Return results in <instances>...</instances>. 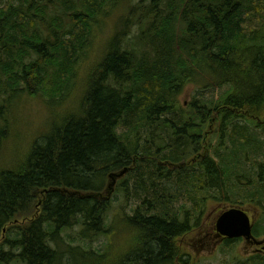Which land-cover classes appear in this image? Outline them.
I'll list each match as a JSON object with an SVG mask.
<instances>
[{
  "label": "trees",
  "instance_id": "trees-1",
  "mask_svg": "<svg viewBox=\"0 0 264 264\" xmlns=\"http://www.w3.org/2000/svg\"><path fill=\"white\" fill-rule=\"evenodd\" d=\"M118 16L79 109L0 172V264H190L180 238L210 202L248 207L264 234V0H0V142L17 97L69 99ZM126 167L132 243L107 256L100 192Z\"/></svg>",
  "mask_w": 264,
  "mask_h": 264
},
{
  "label": "rangeland",
  "instance_id": "rangeland-1",
  "mask_svg": "<svg viewBox=\"0 0 264 264\" xmlns=\"http://www.w3.org/2000/svg\"><path fill=\"white\" fill-rule=\"evenodd\" d=\"M118 19L119 16L114 23L112 22L109 25L107 22L106 26L96 32L92 48L87 54V60L81 66L74 85L72 82V95L67 101H51L40 97L33 99L24 96L16 98L17 103L12 108L10 115L11 122L8 121L6 123L4 133L6 139L4 142H0V172L3 168H12L21 160H25L35 139L47 133L52 123L60 122L65 115L73 112L76 108L79 109L84 92L83 86H85L89 70L102 54L107 36L117 24ZM195 91L196 86L190 83L184 89L183 94L179 96V101L188 105ZM126 174L118 178L112 188L109 187L112 179L110 177L107 178L105 186L100 192V196L102 198L107 197L109 201V225L105 236L98 240L95 246L101 245L99 249L102 252L104 251L107 256H119L125 253L132 243L127 246L131 241L130 235L132 231L126 223V219L135 206L133 203L126 202L122 192L118 190V182L126 177ZM129 183L130 180L128 179L126 184ZM40 204L41 194L38 192L32 206V213L34 214L31 213L32 215L30 214V216L24 215V217H20L18 223L24 225L30 223L39 213ZM228 206L210 202L199 226L192 227L188 233L180 238V250L187 254L185 258L190 264H232L237 258L247 259L250 257L253 247L249 246L244 239H237L232 250H229L228 245H225V241L217 236V219L224 211V208ZM245 208L248 209L250 216L257 218L254 213L250 212L248 207ZM135 236L138 235L136 234ZM263 237L264 234L258 238ZM1 242L2 239H0V244ZM82 244L87 245V242L84 241Z\"/></svg>",
  "mask_w": 264,
  "mask_h": 264
},
{
  "label": "water",
  "instance_id": "water-1",
  "mask_svg": "<svg viewBox=\"0 0 264 264\" xmlns=\"http://www.w3.org/2000/svg\"><path fill=\"white\" fill-rule=\"evenodd\" d=\"M127 171L128 167L110 174L109 177L112 182L109 187L112 188L117 179L121 178ZM254 223L255 219L249 215L248 209L241 205H230L224 209L217 219V236L221 237V240L243 238L248 244L261 245L264 243V239H258L253 234Z\"/></svg>",
  "mask_w": 264,
  "mask_h": 264
},
{
  "label": "flooded vegetation",
  "instance_id": "flooded-vegetation-1",
  "mask_svg": "<svg viewBox=\"0 0 264 264\" xmlns=\"http://www.w3.org/2000/svg\"><path fill=\"white\" fill-rule=\"evenodd\" d=\"M219 238H221V237H219ZM248 245L253 247V252L250 253V257L255 255V254H262L264 256V250H262L263 246H264V243L261 244V245H254V244H248Z\"/></svg>",
  "mask_w": 264,
  "mask_h": 264
},
{
  "label": "bare ground",
  "instance_id": "bare-ground-1",
  "mask_svg": "<svg viewBox=\"0 0 264 264\" xmlns=\"http://www.w3.org/2000/svg\"><path fill=\"white\" fill-rule=\"evenodd\" d=\"M170 163V162H169ZM173 164V163H172ZM174 165V164H173ZM191 221V220H190Z\"/></svg>",
  "mask_w": 264,
  "mask_h": 264
}]
</instances>
